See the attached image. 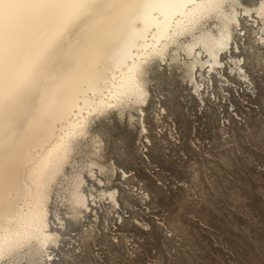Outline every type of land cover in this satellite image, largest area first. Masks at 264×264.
<instances>
[{"label":"bare ground","instance_id":"obj_1","mask_svg":"<svg viewBox=\"0 0 264 264\" xmlns=\"http://www.w3.org/2000/svg\"><path fill=\"white\" fill-rule=\"evenodd\" d=\"M118 3L37 8L19 13L11 31H0V264L53 261L65 225L51 214L58 199L67 204L69 219L92 211L86 176L68 170L75 169L82 143L99 145L91 128L100 116L126 112L132 121L135 111L147 134L144 109L154 63L176 65L182 53L184 77L201 96L210 82L206 73L223 79L229 69L246 77L243 59L234 55L244 23L264 35V0L251 7L241 0ZM223 53H230L225 62ZM95 166L105 170L94 162L83 167L102 185ZM103 195L119 207L116 189Z\"/></svg>","mask_w":264,"mask_h":264},{"label":"rangeland","instance_id":"obj_2","mask_svg":"<svg viewBox=\"0 0 264 264\" xmlns=\"http://www.w3.org/2000/svg\"><path fill=\"white\" fill-rule=\"evenodd\" d=\"M259 1L241 0L247 7ZM248 24L234 53L245 78L229 69L223 79L206 73L210 82L200 96L184 77L187 59L179 53L178 64L168 59L150 69L146 135L135 111L132 121L116 111L94 120L99 145L82 143L68 171L82 170L95 206L76 220L60 199L51 207L65 225L46 264H103L112 252H134L138 264L264 260V35ZM229 57L222 54L224 62ZM89 162L105 168H92L102 185L87 177ZM111 189L118 191L117 208L103 195Z\"/></svg>","mask_w":264,"mask_h":264},{"label":"snow or ice","instance_id":"obj_3","mask_svg":"<svg viewBox=\"0 0 264 264\" xmlns=\"http://www.w3.org/2000/svg\"><path fill=\"white\" fill-rule=\"evenodd\" d=\"M86 5L120 6L118 0H0V31L5 29L11 31L18 14L21 12H30L42 7L78 8ZM17 264H26V262H17ZM64 264H82V262L69 260ZM91 264H101V261L95 260ZM103 264H138V261L134 252L125 254L112 252L104 259ZM260 264H264V260Z\"/></svg>","mask_w":264,"mask_h":264}]
</instances>
